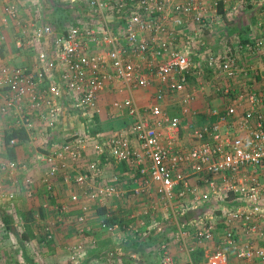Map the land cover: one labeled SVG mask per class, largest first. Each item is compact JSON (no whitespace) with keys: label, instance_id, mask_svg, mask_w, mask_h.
<instances>
[{"label":"built area","instance_id":"built-area-1","mask_svg":"<svg viewBox=\"0 0 264 264\" xmlns=\"http://www.w3.org/2000/svg\"><path fill=\"white\" fill-rule=\"evenodd\" d=\"M23 2L5 4L2 24L20 25L18 46L35 49L37 61L33 67L0 61V112L11 115L32 139L39 132L49 137L48 130L61 127L69 106L86 121L83 130L74 129L40 156L48 191L54 193L53 179L61 169L79 164L93 140V160L65 176L88 188L86 196L100 201L158 196L165 204L176 202L181 216L200 210L201 216L178 222L174 238L185 242L194 235L199 244L214 240L219 224L223 233L203 260L191 264H232V257L239 264H264V85L239 91L229 85L242 70L239 50H262L264 40L219 51L205 37L220 24V13L239 14L264 0H60L73 10L62 29L43 14L22 23ZM195 76L224 82L218 91L226 105L212 108L214 119L203 123L195 121L197 92L190 83ZM151 87L155 92L144 104L132 96L109 102L112 116H126L127 125L109 133L88 131L100 113L102 94ZM173 106L178 113L171 112ZM17 142L14 138L10 144ZM103 155L137 166L138 186L124 190L101 183ZM26 168L15 159L0 164L7 178ZM25 184L31 196L34 179L28 176ZM16 198L14 187L0 183V203ZM80 199V193L71 194L72 204ZM80 207L77 220L85 223L89 204L83 201ZM69 208L59 206L63 212ZM101 227L112 233L119 228L105 221ZM146 231L161 233L165 227L153 223ZM122 244L119 239L108 255H123ZM156 250L157 264H176L169 242H160ZM81 257V250H73L74 263ZM131 264L150 263L134 255Z\"/></svg>","mask_w":264,"mask_h":264},{"label":"crops","instance_id":"crops-1","mask_svg":"<svg viewBox=\"0 0 264 264\" xmlns=\"http://www.w3.org/2000/svg\"><path fill=\"white\" fill-rule=\"evenodd\" d=\"M11 1L15 0H0V28H2L1 33L4 35V39H0V49L4 52V55L0 56V61L14 66L33 67L37 61V53L34 52L32 47L18 46L20 25L12 20H10L8 25L2 24L4 6L7 2ZM19 1H24L23 4L27 8L24 13L20 14V21L22 23L30 19L41 17L42 14H45L47 7L55 9L56 12L54 14H57V16L60 15L61 18L65 16L62 14L63 9L56 6L62 4L59 2L60 0H55V2H57L56 5L50 4L47 1L43 3V0ZM65 14L67 16V12H65ZM220 14V24H217L212 32L207 31L205 33L209 47L213 50L221 51L226 48L232 49L241 43L245 44L256 39L264 40V5L260 7H248L247 11L244 13V15H247L246 21H244V15L240 16L241 13L236 14V16L232 15V17L224 12ZM45 18L48 19L46 16ZM52 20H54V18ZM52 20L50 18L49 21ZM229 27H231L233 31H229ZM233 38L235 39L233 40ZM239 51V62L242 70L229 82V85H231L235 91L250 87H253V89L262 88V82H264V49L259 50L255 47L254 50L242 49ZM208 80H210L208 77L198 78L195 76L191 77L190 81L197 92V97L193 102V108L198 112L195 119L198 123L214 119V117L209 114L210 110L214 107L222 108L226 105V98L218 91V88H221L224 82L221 81L218 84L213 80ZM154 92L155 87H151L132 92L125 89L117 93L102 94L99 102L101 105L100 116L98 117L101 120L107 118L108 110L105 106L114 98L122 99L132 96L139 104H144L151 99V95ZM171 112L174 114L178 113V109L174 107ZM110 117L117 118L113 117L112 113H110ZM120 117L125 118L123 119L124 124L127 125V117ZM12 119L11 115L0 112V164L8 159H12L7 152L3 140L5 131L15 124ZM81 120L83 121L81 122ZM85 122L84 118L77 112H74L72 107L69 106V109L65 111L62 126L54 131L48 130L50 134L49 137L39 132L36 138H30L16 147L17 156L15 160L25 163L27 165L25 170H19L12 178H7L6 175L0 171V183L5 185L6 189L14 187L17 192V198L13 201L16 204L13 207L14 210L12 214H10V209L12 208L7 206V201L0 203V230L3 224V218L12 222L11 224L13 225L10 226L11 228L5 229L7 234L3 237V241L0 239V250L3 248L10 249L11 245L14 244V246L17 245L28 253V249L32 247L35 249L34 242H37V239L41 240L43 238V240L46 239L49 244L48 246H44L45 241L37 242L38 246L36 247L39 248V251L33 252L35 260L32 261L31 258H27L30 264H124L125 262H131V260L134 259V255L143 262L157 264V256H159V253L156 249L158 244L167 241L172 245V252L176 259V264H191V262L194 261V255H196L195 253L197 251L202 254L204 259L205 255L216 247L219 235L223 233V226H221V224L217 226L218 231L214 240L204 241L201 244L196 241L194 235L188 237L185 242H181L174 238V232L177 230L178 222H186L192 217L201 216L202 212L200 210H194L181 216L178 212L176 202L168 205L158 198V196H154L151 201H147L143 196L134 198L116 197L108 201L93 200L84 193L88 188L78 187L74 182L70 183L65 180L66 175L73 176L84 167L82 166V163L84 164L83 160L77 165L68 166L67 169H61L53 179L54 193L48 191L41 180L46 171V164L41 160L40 156L50 152L53 148L52 144H61L74 129L83 130ZM38 130H41L40 126ZM45 141L47 143H45ZM92 150L93 149L89 148L85 154L91 155L92 153V157L95 156L96 154ZM133 165V163L131 164L129 162H117L111 160L107 155H103L102 172L99 181L104 184L115 183L121 189L131 190L138 186V182L134 178L137 166L135 167V165ZM28 176L32 177L35 182L33 188L34 193L31 196L27 193L28 187L25 184V180ZM38 193H44L48 196V198L43 199L44 201L42 203L39 202L44 208L50 207L53 211L61 205H70L69 211L62 213L59 220L53 217V220H51L52 224L47 228L43 237L41 231L39 233L38 229L34 230L32 228L34 237L30 241L25 239L20 240L18 233L26 231L27 226L25 225L26 223L25 219H23V215L19 212V207L24 211L27 210L26 214H36L38 209L35 205L27 207L23 205L25 204V198L31 199L33 198L32 196ZM72 193L81 194V199L78 204H72ZM83 201H87L90 210L86 213V222L80 223L77 220V216L82 213L80 205ZM15 213L18 215H15ZM13 218L15 221H19L20 219L23 220V228L22 226L18 227V223L13 222ZM108 219H110V223L119 226L114 233L101 227V223L103 221L106 222ZM120 220L126 221L128 224L122 225V221ZM14 223L16 225H14ZM153 223L164 225L165 231L161 233H148L146 229L150 228ZM11 233L14 234L16 238L13 244L8 237ZM50 233L52 237H49ZM144 238L149 241L146 246L143 244ZM152 238L156 239L155 243ZM119 239H122L123 242L125 241L126 245L122 244L125 252L123 255L115 258L110 257L108 251L117 247ZM73 250H81L82 252L79 263H74L71 260ZM232 260V264H239L233 257ZM0 264L12 263L0 261Z\"/></svg>","mask_w":264,"mask_h":264},{"label":"rangeland","instance_id":"rangeland-1","mask_svg":"<svg viewBox=\"0 0 264 264\" xmlns=\"http://www.w3.org/2000/svg\"><path fill=\"white\" fill-rule=\"evenodd\" d=\"M247 10H245V12H246ZM56 11H55V9H53V8H51V7H47V10H45V14H46V16L48 15V16H50V18H54V13H55ZM245 12H242L241 14H240V16H243L244 15V13ZM228 16H231L232 17V14L230 15V14H227ZM235 16H236V14H234ZM245 17H244V21H246V19H247V15H244ZM227 18V17H226ZM49 19V18H48ZM232 27V26H231ZM231 27H229V31H233V29H231ZM234 31H235V29H234ZM224 33V32H223ZM232 34V33H231ZM232 36H234V35H232ZM235 38H233V40H234ZM32 49V48H31ZM34 52H36L35 51V49H34ZM15 63H17V64H19L18 62H15ZM262 81V80H261ZM262 85H264V82H262ZM220 93H221V95H222V92L221 91H219ZM100 107H101V105H100ZM105 108L108 110L107 111V118L106 119H103V120H101V119H99L100 120V124L99 125H101L103 128H105V132H110V131H113V130H115V129H119V128H121L122 126H124L125 124H124V120L123 119H125L124 117L123 118H121L120 116H118L117 118H112V117H110V111H111V106H110V104H106V106H105ZM104 108V109H105ZM106 113V112H105ZM97 116H100V113L99 114H97ZM83 120H81V122H82ZM93 123H94V126H97L98 124H97V122L95 121V119L93 120ZM104 131V130H103ZM93 147V140H91V141H89V144L87 145V149H86V153H87V151H88V149L89 148H91V149H93L92 148ZM92 151H94V150H92ZM96 156V155H95ZM94 157V156H93ZM93 157H92V153H91V155H87V154H83V158H82V160L84 161V164L82 163V166H84L83 168H86L87 167V165L89 164V162L91 161V160H93ZM86 159V160H85ZM81 160V161H82ZM87 162V163H86ZM33 198H31V199H29V198H25L24 199V207L26 206H32V205H35V207H37V209H38V211L36 212V214H34V219H27V216H28V214H26V212H27V210L26 211H24L23 209H21L20 207H19V212H20V214H22L23 215V219H25V225L28 227V226H30L31 228H33L34 230L36 229H38V232L40 233V231L42 232L41 233V235H42V237L44 236V233L46 232V230H47V228L49 227V226H51V224H52V221L51 220H53V217L55 218V219H58L59 220V217H60V215L62 214V213H64L63 211H61L59 208H55L53 211H52V209L49 207V208H44L42 205H41V203L44 201L43 199H46V198H48V196H46V194H44V193H38V194H36L35 196H32ZM39 198V199H37V198ZM39 202H41V203H39ZM15 204L16 203H14V202H8V204H7V206L9 207V208H12V209H10V214H12V212H13V207L15 206ZM40 208H42V211L40 212ZM23 210V211H22ZM18 213V212H17ZM17 213H15V215H18ZM36 216V217H35ZM12 220H14V218L12 219ZM6 221V220H5ZM3 222H4V218H3ZM9 222V221H8ZM13 222H15V223H18V227L20 226H22V228H23V225H22V222H23V220H17V221H13ZM6 223V222H5ZM10 224H9V226H13L11 223L12 222H9ZM14 223V225H16ZM24 224V223H23ZM59 224V223H58ZM57 224V225H58ZM2 227H1V230H0V239L3 241L4 240V238L3 237H5L6 235L5 234H7V232H6V230H5V228H9L8 226H7V224H5V226L4 225H1ZM2 232V233H1ZM149 236H151V235H149ZM9 237V239L12 241V244H13V241L16 239L15 238V236H14V234H12L11 233V235H9L8 236ZM153 239V242L155 243V241H156V239L155 238H152ZM151 239V240H152ZM36 240V239H35ZM51 240V239H50ZM16 241V240H15ZM38 241H45V245L44 246H48V244H49V242L48 241H46V239H44L43 240V238L41 239V240H39V239H37V242ZM54 241H55V239H54ZM148 241V239H145L144 238V240H143V244L146 246L148 243H149V241ZM37 242H34L35 243V249H33V247L32 248H30V249H28V253L27 252H25V250H22L21 249V247L19 248L17 245L16 246H14V244L13 245H11V248L10 249H5V248H3L2 250H0V261H4V262H6V261H8L9 263H12V264H30V262H28V260H27V258L29 257V258H31L32 259V261L33 260H35L34 259V257H33V255H34V251H39V248L38 247H36V246H38L37 245ZM51 242V241H50ZM29 245H30V243H29ZM38 256V255H37ZM7 258V259H6Z\"/></svg>","mask_w":264,"mask_h":264},{"label":"trees","instance_id":"trees-1","mask_svg":"<svg viewBox=\"0 0 264 264\" xmlns=\"http://www.w3.org/2000/svg\"><path fill=\"white\" fill-rule=\"evenodd\" d=\"M56 3L57 2H55V0H54V4L53 5H56ZM56 6L59 7V8L61 7L63 9L62 14H63V16L64 15L65 16L61 18L60 15L57 16V14H54V20H52V18H51V20H52L51 22L57 28L62 29L63 26H65V24H67L68 21L70 20V18H71L70 14H71V12L73 10L68 8V7H65V6H63L61 4L60 5H56ZM65 12H67V16H66ZM44 15L46 16V14H44ZM46 17L49 18V20H50V16L47 15ZM3 55H4V52L2 51V49H0V56H3ZM95 121L97 122L98 125L94 126V123L92 121L93 127L92 128L89 127L88 131L91 132L94 135L97 134V133H100V132H105V128H103L101 125H99L100 124V120H99V117L97 116V114L95 116ZM86 126L88 127V122L86 123ZM14 138L18 139V142L16 144L11 145L10 144L11 140L14 139ZM29 139H30L29 133L24 128L19 127V126L15 125V124L12 125L11 127H9L5 131L4 138H3L9 156L12 159H15L16 156H17L16 147L18 145H20V144H23L24 142H26ZM41 211H42V208H40V212ZM27 219H34L33 213H31V214L28 213ZM5 220H6V218L4 219V222H2L3 223L2 225H4V226H5L6 223H9L7 220H6V223H5ZM109 220L110 219H108L106 222L109 223V224H113V223H110ZM120 221H122V220H120ZM9 224H7L8 227H10ZM121 224L123 225V224H128V223L126 221H122ZM5 229H8V228H5ZM15 230H17V229H15ZM18 235H19L18 237H19L20 240L25 239L27 241H30L34 237V235L32 233V228L30 226L27 227L26 231H24L23 233H18ZM195 254H196V255H194V260L195 261L203 260V256H202V254L200 252L197 251ZM129 263L131 264V262H128V263L125 262L124 264H129Z\"/></svg>","mask_w":264,"mask_h":264}]
</instances>
